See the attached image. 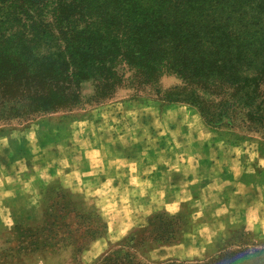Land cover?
Instances as JSON below:
<instances>
[{
  "label": "rangeland",
  "instance_id": "obj_1",
  "mask_svg": "<svg viewBox=\"0 0 264 264\" xmlns=\"http://www.w3.org/2000/svg\"><path fill=\"white\" fill-rule=\"evenodd\" d=\"M182 85L179 76L163 74L139 90L122 86L104 100L34 121H0V137H5L0 140V194L10 185L17 215L24 209L42 214L34 228L18 223L4 232L0 264H98L122 245L144 264L264 250V126L249 125L239 111L232 124H207L195 106L164 98L167 90ZM83 90L89 92L90 85ZM261 91L264 96V85ZM198 92L206 101L219 100ZM156 168L159 180L171 183L192 174V197L174 213L158 205L164 200L156 192L151 196L150 184L140 181L156 176ZM95 170H108L113 187L91 195L84 180ZM74 179L76 190L70 185ZM105 210L114 217L128 212V229L87 260L82 251L90 239L107 231ZM202 221L208 230H200ZM178 243L195 253L186 258L152 253Z\"/></svg>",
  "mask_w": 264,
  "mask_h": 264
},
{
  "label": "trees",
  "instance_id": "obj_2",
  "mask_svg": "<svg viewBox=\"0 0 264 264\" xmlns=\"http://www.w3.org/2000/svg\"><path fill=\"white\" fill-rule=\"evenodd\" d=\"M163 74L183 83L166 101L195 106L207 124L239 111L263 127L264 0H0V121H34ZM236 252L161 264H264L263 249ZM98 264L144 263L122 245Z\"/></svg>",
  "mask_w": 264,
  "mask_h": 264
},
{
  "label": "crops",
  "instance_id": "obj_3",
  "mask_svg": "<svg viewBox=\"0 0 264 264\" xmlns=\"http://www.w3.org/2000/svg\"><path fill=\"white\" fill-rule=\"evenodd\" d=\"M4 138L0 137V140ZM103 173H105L103 172V170L101 171L95 170L93 171L92 177H89V179L84 180L85 183H89L85 185L89 187L88 189L91 195H98V193H100L99 188L101 187H105V188L109 186L111 188L113 187L112 185L113 182L107 174L108 170L106 171V174ZM183 174L184 176H182L179 179L178 183H171V182L159 180L161 175H159V171L156 168V176L154 175L149 178L145 177L143 179H140V181L145 183L148 182L150 184L149 187L152 192L151 196H153V192H156V198L164 200L162 201V204H158V205H164L170 212L174 213L178 210V207L181 204V202L191 198L193 193L192 185L194 179L192 178V174L190 175L189 173H187L188 176L187 174L185 175V173ZM65 175L67 176L69 175V173H66ZM102 176H104V179H102ZM6 183H8L7 180ZM72 183L73 184L70 185L73 186L74 190H76L75 183H77V180L75 181L74 179ZM78 183H81V179H78ZM91 183H95L96 185L94 184L92 185ZM9 187L8 189H6L3 196H1L0 194V239L1 237H3L4 232L8 230V228H10L12 225L20 223L24 226L34 228L39 225L42 217V214L39 215L38 213L32 216L31 214L28 213L26 209H24V211H19L17 215L14 211V208L12 207V202H11L13 197L12 196L13 191L10 188H14V187L12 186L10 188ZM126 190L128 195L131 193L130 198H134V195L132 194V188H128ZM135 191L138 194L139 191H141V189L137 187ZM169 192L171 193L170 195ZM139 195L143 196L142 194ZM144 196H146L147 198L148 194H145ZM166 198H169V200H167ZM4 199L8 201L4 202L3 201ZM105 206L106 205H104L103 208H105ZM136 206L139 205L136 204ZM154 207L155 206H152L151 209ZM103 213L107 215L106 216L107 231L103 235L100 234L96 236L94 239H92L90 243L87 245V247L82 251L83 257L87 260H92L93 258L99 256L102 252H104L108 242L120 238L125 234V232L128 229V223L130 220L128 212H122L121 214L115 215V217L114 215L110 216L109 215L110 213L106 210ZM145 213H147V211ZM198 227L202 231L208 230V224L203 221L198 224ZM190 250H191L190 246L186 245V243H178V244L166 245L165 247L157 248L152 253H154L155 257L173 256V257L186 258V257H191L195 253L192 250L191 251Z\"/></svg>",
  "mask_w": 264,
  "mask_h": 264
}]
</instances>
